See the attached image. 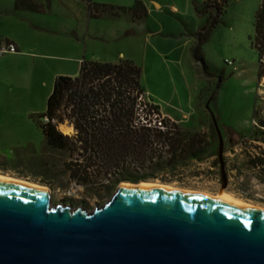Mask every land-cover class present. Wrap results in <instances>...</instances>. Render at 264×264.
I'll return each mask as SVG.
<instances>
[{
	"label": "rangeland",
	"instance_id": "374dc122",
	"mask_svg": "<svg viewBox=\"0 0 264 264\" xmlns=\"http://www.w3.org/2000/svg\"><path fill=\"white\" fill-rule=\"evenodd\" d=\"M65 1L55 0V32L30 39L29 47L21 49L23 55L18 51L0 58V174L48 186L54 206L89 212L107 204L122 184H133L118 183L117 177L108 180L98 172H89L86 180L74 178L78 166H68L69 156L46 146L40 127L48 121L40 115L46 111L57 76H78L83 60L130 59L141 68L145 100L159 105L163 116L181 129L201 133L207 145L198 156L184 157L176 170L139 183L214 196L225 192L264 207V183L247 164L251 153H260L250 135L264 119V74L259 76L264 56L261 60L255 46V14L263 0H146L147 14L141 19L117 10L120 17L90 21L81 17L85 3L78 1L83 3L76 8L82 21L74 27ZM7 3L0 0V7ZM217 8L225 12L203 41L204 68L194 48L198 35H206L202 29L209 26ZM2 19L0 33L9 32L11 22ZM1 42L5 39L0 36ZM33 43L36 48L30 46ZM213 115L224 138L227 188ZM68 127L65 123L59 129L73 136L74 128L64 131Z\"/></svg>",
	"mask_w": 264,
	"mask_h": 264
},
{
	"label": "water",
	"instance_id": "95a60500",
	"mask_svg": "<svg viewBox=\"0 0 264 264\" xmlns=\"http://www.w3.org/2000/svg\"><path fill=\"white\" fill-rule=\"evenodd\" d=\"M213 120L227 188L224 138ZM0 264H264V211L121 186L89 212L54 206L46 191L0 181Z\"/></svg>",
	"mask_w": 264,
	"mask_h": 264
},
{
	"label": "trees",
	"instance_id": "16d2710c",
	"mask_svg": "<svg viewBox=\"0 0 264 264\" xmlns=\"http://www.w3.org/2000/svg\"><path fill=\"white\" fill-rule=\"evenodd\" d=\"M86 1L90 15L95 18L104 13L117 15V10L131 12L134 19L147 14L139 1L131 8ZM217 11L209 26L202 29L206 35H198L199 42L194 48L195 58L204 68L207 64L202 54L203 41L225 12L221 8ZM255 31V46L262 60L264 0L255 14ZM261 66L260 78L264 74ZM145 94L141 68L133 60L120 63L83 60L78 76L59 75L55 79L46 111L40 115L48 119L40 124L46 146L69 156L68 166H78L74 178L86 180L89 172H98L108 180L117 177L118 183L155 179L160 172L182 166L188 154L196 157L202 147L204 151L207 145L201 133L181 129L163 116L159 105L145 100ZM65 123L74 128L73 136L59 129ZM250 139L258 143L253 147L260 153H251L247 164L264 183V149L260 145L264 144V119L258 121ZM242 192L245 193V186Z\"/></svg>",
	"mask_w": 264,
	"mask_h": 264
},
{
	"label": "crops",
	"instance_id": "0c3cea01",
	"mask_svg": "<svg viewBox=\"0 0 264 264\" xmlns=\"http://www.w3.org/2000/svg\"><path fill=\"white\" fill-rule=\"evenodd\" d=\"M88 8L87 15H86V7ZM139 1L140 5L142 7V11L144 9L147 10V7L149 5L146 0H130L128 3L121 2V0H92L93 3L97 4H109L114 5L117 7H128L131 8L135 5V3ZM7 5L4 8L0 7V19L5 17V19L8 23L11 22V29L9 32H2L0 33V36L5 39V41H11L14 42L18 48L19 53L17 55H23L25 52H22L21 49L28 48L30 39L33 40L36 38L39 39L41 36L46 34V31L55 32L54 20L57 17H54V12L56 11V3L55 0H7ZM66 7H64L66 10L71 12V20L73 22V27L76 24V21H79L81 23V19L78 14L76 13V8L78 6L82 5V9H84L82 16L83 19L87 18L88 21H90L92 17L90 15V10L88 6V2L86 0H72V1H65ZM144 8V9H143ZM66 12V11H65ZM123 13H129L132 15L131 12H123ZM59 14V13H58ZM122 14L119 13L117 15H113L110 13H104L100 15L98 18H117L120 17ZM133 16V15H132ZM46 18H50V20L46 21ZM90 24V22H89ZM89 35V31L87 33ZM28 41V42H27ZM34 41V40H33ZM39 44L38 42H36ZM33 43L32 48H36L37 46ZM28 46V47H27ZM12 54V53H9ZM6 55L0 57L3 58ZM81 67V66H80Z\"/></svg>",
	"mask_w": 264,
	"mask_h": 264
},
{
	"label": "bare ground",
	"instance_id": "6f19581e",
	"mask_svg": "<svg viewBox=\"0 0 264 264\" xmlns=\"http://www.w3.org/2000/svg\"><path fill=\"white\" fill-rule=\"evenodd\" d=\"M72 128L73 127H68L66 129L64 128V131L68 132ZM0 181L18 183V184L25 185V186H28V187H31V188H35V189H39V190H42V191H46V192L50 193V195H51V190H50V188L48 186H45V185H42V184H39V183H36V182H32V181H29V180H25V179H21V178H18V177H12V176H8V175L0 174ZM121 186L140 187V188L160 187V188H164V189L170 190V191L172 190V191L185 192V193H188V194H198V195L200 194V195L205 196V197L210 198V199L221 200V201H225L227 203H231V204H234V205H237V206L248 207V208H251V209L264 211V207H262V206H257V205H254L252 203H249L247 201L240 200V199H238V198H236V197H234V196H232V195H230L228 193H225V192L221 193L218 196H214V195H211V194L191 192V191L182 190V189L180 190V189H177V188H172V187H169V186L153 184V183L152 184H150V183H142V184H138V185H135V184H122Z\"/></svg>",
	"mask_w": 264,
	"mask_h": 264
},
{
	"label": "built area",
	"instance_id": "2783aa9c",
	"mask_svg": "<svg viewBox=\"0 0 264 264\" xmlns=\"http://www.w3.org/2000/svg\"><path fill=\"white\" fill-rule=\"evenodd\" d=\"M19 51L18 46L11 41H5L0 43V57L9 54V53H17ZM229 64H233L232 61H227Z\"/></svg>",
	"mask_w": 264,
	"mask_h": 264
},
{
	"label": "flooded vegetation",
	"instance_id": "af4514ba",
	"mask_svg": "<svg viewBox=\"0 0 264 264\" xmlns=\"http://www.w3.org/2000/svg\"><path fill=\"white\" fill-rule=\"evenodd\" d=\"M225 168H226V165H225ZM226 173H227V170H226Z\"/></svg>",
	"mask_w": 264,
	"mask_h": 264
}]
</instances>
